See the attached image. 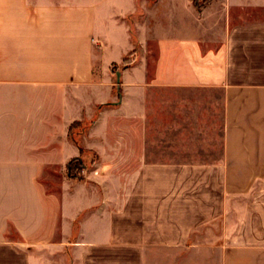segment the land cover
I'll use <instances>...</instances> for the list:
<instances>
[{"label":"crops","instance_id":"obj_1","mask_svg":"<svg viewBox=\"0 0 264 264\" xmlns=\"http://www.w3.org/2000/svg\"><path fill=\"white\" fill-rule=\"evenodd\" d=\"M199 1L0 0V264H264V0Z\"/></svg>","mask_w":264,"mask_h":264},{"label":"trees","instance_id":"obj_2","mask_svg":"<svg viewBox=\"0 0 264 264\" xmlns=\"http://www.w3.org/2000/svg\"><path fill=\"white\" fill-rule=\"evenodd\" d=\"M211 0H204L203 2H210ZM201 3L202 2H200L199 0H194V4H195V6H200L201 5ZM129 61H130V58H129V56L127 57V58H125L124 60H123V63H125V64H127V63H129ZM77 126H80L79 125V122H75V123H73L71 126H70V128H69V135L71 136V138L73 137L72 136V133H73V129L74 128H76ZM80 151L82 152V148H80ZM76 162V164L78 163V160L77 159H74V160H72L71 161V163H70V167H71V172L73 173V175H74V167H73V165H72V163L73 162ZM78 165V164H77ZM72 175V174H71Z\"/></svg>","mask_w":264,"mask_h":264},{"label":"rangeland","instance_id":"obj_3","mask_svg":"<svg viewBox=\"0 0 264 264\" xmlns=\"http://www.w3.org/2000/svg\"><path fill=\"white\" fill-rule=\"evenodd\" d=\"M207 3H208V2H207ZM198 7H199V6H198ZM135 53H136V49H134V51L131 52V53L129 54L130 61H129V63H127V64H130V63L132 62V59H133V56H134ZM152 53H153V52H152ZM127 64L122 63L121 65L118 66V68H119V67H123L124 65H127ZM111 69H112V68H111ZM79 128H81V127H80V126H77L76 128L73 129V132L79 130Z\"/></svg>","mask_w":264,"mask_h":264},{"label":"water","instance_id":"obj_4","mask_svg":"<svg viewBox=\"0 0 264 264\" xmlns=\"http://www.w3.org/2000/svg\"><path fill=\"white\" fill-rule=\"evenodd\" d=\"M116 74L118 75V72H116Z\"/></svg>","mask_w":264,"mask_h":264}]
</instances>
